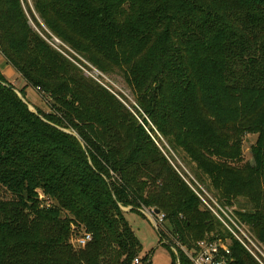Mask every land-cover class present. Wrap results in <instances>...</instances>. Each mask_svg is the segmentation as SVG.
I'll list each match as a JSON object with an SVG mask.
<instances>
[{"label":"trees","instance_id":"16d2710c","mask_svg":"<svg viewBox=\"0 0 264 264\" xmlns=\"http://www.w3.org/2000/svg\"><path fill=\"white\" fill-rule=\"evenodd\" d=\"M32 2L0 0V53L25 83L0 73V264H132L142 246L125 208L165 214L189 249L213 231L153 127L222 197L252 199L244 222L264 245V0ZM71 53L120 74L135 104ZM29 87L51 113L29 108ZM243 134H257L252 170L232 165ZM73 227L92 236L84 248Z\"/></svg>","mask_w":264,"mask_h":264},{"label":"rangeland","instance_id":"374dc122","mask_svg":"<svg viewBox=\"0 0 264 264\" xmlns=\"http://www.w3.org/2000/svg\"><path fill=\"white\" fill-rule=\"evenodd\" d=\"M22 2L24 9L27 12L24 0H22ZM28 3L31 6L32 10H34L32 0H28ZM35 16L38 18V15L36 13ZM30 25L35 28V25L31 19ZM52 43H54L56 47H59L61 45V43L57 39L52 40ZM66 49L69 51L68 48ZM71 54L73 59H75V57L78 59L76 60L78 61V63H80L81 65L84 64V67H86L85 70L88 74L93 76L95 79H99V81L104 86H106L111 92H113V94H116L122 101L126 99L130 104H135L132 92L126 84L124 78L120 74L103 75L95 68H93L90 64H88L84 59H82L78 54ZM80 64L78 65L82 69H84V67H82ZM11 72L12 75H10ZM0 73L17 90H21L24 88L25 83L23 79L11 66L7 64L2 53H0ZM25 101L30 106H32L34 112H36L37 110H41L45 113H51L50 99L38 90H35L31 87L26 88ZM125 104L127 107H129L126 102ZM153 129L156 135H158V137L160 138V143L157 142V145L161 148L165 156L173 163V166L175 167L179 176L184 180V182L188 185V187H190L193 193L200 200V218H207L213 222L214 230L203 234V238L198 239L190 249H193L195 245H197V243L203 239L216 237L222 238L226 240L231 249L233 247V244L235 246V243H239L258 264H264V245H262L258 241L253 225L244 222L249 221V218L243 216L244 213H254L256 211L253 206L252 199L249 198L247 194H243V192L238 191L236 193L232 192L230 195H227V197H222L221 193L216 191L212 186L211 180L206 179V175H204L202 172H200L199 174L196 170L195 164L191 163L183 152L172 150L167 142L158 133V131L154 127ZM68 132L74 134L72 130H68ZM256 141L257 134H243L242 136H240V157L238 160H236V162L232 164L233 166H239V168L247 170L253 169V153ZM164 148H166V150H164ZM241 177L242 179H244L247 177V174H242ZM248 178L249 177H247V179ZM237 189L246 190L242 188ZM202 199L210 207H216L215 204L217 203V205L221 208V210H217L218 214L220 215L219 218L207 207L206 203L203 202ZM49 204H51L50 201L48 202V205ZM46 205L44 206L46 207ZM129 209L130 208H125L124 211ZM149 210L150 209H145V211ZM126 213H128L126 215V218L128 220L130 229L135 233L142 246L139 258L142 259L143 264H145V262L147 264L149 262L148 260H150V264H173V261H175V264H177L178 256L174 251H172V248L176 251H179L180 259L183 258L181 257V254H184L179 249L180 245L184 246V244L180 239L173 236V228L167 220L163 225L156 227V229L152 222L147 219L144 212L129 213L128 211ZM159 232L166 234L167 238H165L164 242H161ZM79 233L77 229L73 227V239L85 235L84 231H80ZM239 239H241L251 248L252 253H250L246 249V247Z\"/></svg>","mask_w":264,"mask_h":264},{"label":"built area","instance_id":"2783aa9c","mask_svg":"<svg viewBox=\"0 0 264 264\" xmlns=\"http://www.w3.org/2000/svg\"><path fill=\"white\" fill-rule=\"evenodd\" d=\"M203 202L205 201L203 200ZM206 205L219 218L220 215L218 214L217 210L218 209L221 210V208L217 205V203L215 204L216 207H210L208 206L207 203ZM144 213L146 214L147 219H149L152 222V224L155 226V228L163 225L166 221L165 214L163 213L156 214L155 210L145 211ZM239 240L243 243L246 249L250 253H252L251 248L241 239ZM91 241H92V236L90 234H85L82 237L79 238L76 237L75 239H72L71 243L75 248L79 249V248H84ZM179 250L182 251L184 257L189 261V264H235V258L233 256L232 249L230 248V245L226 242V240L222 238L216 237V238L203 239L200 242H198L193 249H188L186 248V246L180 245ZM172 251H174L178 256L177 264H183V262L179 257L180 256L179 251H176L173 248ZM148 261L149 262L147 264L150 263V260ZM132 264H143V261L141 258L138 257L133 261Z\"/></svg>","mask_w":264,"mask_h":264},{"label":"water","instance_id":"95a60500","mask_svg":"<svg viewBox=\"0 0 264 264\" xmlns=\"http://www.w3.org/2000/svg\"><path fill=\"white\" fill-rule=\"evenodd\" d=\"M28 106H29V108L33 111V108H32V106H30L29 104H28ZM131 209H129V210H125L126 212H128V211H130ZM155 213L156 214H160V211H155ZM145 214V213H144ZM146 215V214H145Z\"/></svg>","mask_w":264,"mask_h":264},{"label":"crops","instance_id":"0c3cea01","mask_svg":"<svg viewBox=\"0 0 264 264\" xmlns=\"http://www.w3.org/2000/svg\"><path fill=\"white\" fill-rule=\"evenodd\" d=\"M4 72V71H3ZM10 75H12V72L10 73Z\"/></svg>","mask_w":264,"mask_h":264}]
</instances>
